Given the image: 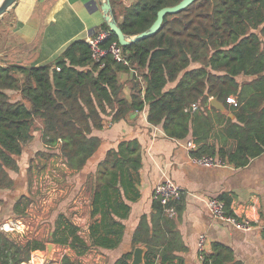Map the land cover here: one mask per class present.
Masks as SVG:
<instances>
[{
  "label": "trees",
  "instance_id": "trees-1",
  "mask_svg": "<svg viewBox=\"0 0 264 264\" xmlns=\"http://www.w3.org/2000/svg\"><path fill=\"white\" fill-rule=\"evenodd\" d=\"M179 1L110 3L123 33L134 35L153 23L159 9ZM101 29L109 27L103 22ZM112 42L118 41L110 32L103 45ZM122 49L127 63L116 61L110 54L95 62L88 43L77 39L51 63H0V190L14 187L18 158L32 140L38 138L46 151H58L67 169L78 172L97 150L100 139L93 131L104 126L106 117L118 121L129 111H141L145 106L147 121L161 125L166 135L177 139L192 133L198 143L219 125V132L232 138L235 145L230 150H218V155L235 167L245 166L264 153V0H195L178 13L166 14L156 33ZM132 70L142 83L133 74L132 93L127 100L120 95L117 74ZM9 91H17L20 98L13 100ZM230 96L236 105L227 102ZM210 97L222 102L233 117L210 106L216 113L213 122L208 110ZM192 104L197 105L193 111ZM193 153L214 155L215 149L203 144ZM37 154L48 155L41 150ZM140 164L136 140H124L108 149L97 163L91 183V215L99 219L88 226L90 243L61 212L54 220L51 241L68 246L77 255L91 248H115L123 224L112 214L124 218L126 208L119 204L124 211L118 210L109 190L115 191L117 183L128 185L123 172ZM219 198L229 211L230 198L224 194ZM13 203V212L19 213L28 202L22 196ZM153 206L155 218L161 217L171 239L163 236L158 242L160 235L149 229L143 216L133 233L132 245L145 244L143 264H173L177 257L171 247H180L177 234L172 231L166 207L157 201ZM261 216L264 219V211ZM262 237L264 240V226ZM43 247L36 240L19 244L0 232V264H22L31 251ZM199 255L202 264H242L230 248L221 245ZM130 256L131 252L125 253L114 264H129ZM59 264L79 263L64 255Z\"/></svg>",
  "mask_w": 264,
  "mask_h": 264
},
{
  "label": "crops",
  "instance_id": "crops-1",
  "mask_svg": "<svg viewBox=\"0 0 264 264\" xmlns=\"http://www.w3.org/2000/svg\"><path fill=\"white\" fill-rule=\"evenodd\" d=\"M9 15V29L13 34L11 50L17 54L19 63L28 66L53 62L70 42L77 39L86 41L88 37L101 29L103 23L99 0H18L10 9ZM44 49L45 52H43ZM117 76L120 95L130 100L134 83L133 72H119ZM210 106H212L211 103L208 110L214 122L216 113ZM223 107L227 114L224 113L225 110L221 111L215 107L214 109L225 116L233 117L224 104ZM146 116L147 107L145 106L141 111H129L118 121L111 122L110 118L106 117L104 126L93 131V134L100 139V143L88 161H91L89 173L88 169L85 170L86 176L81 187L85 188L87 193H80L75 201V210L81 214V219L86 223L84 232L86 236H82L88 244L90 243L87 238L88 226L99 219L98 215H91V183L97 163L103 159L108 149L116 147L119 142L136 140L139 145L141 164L137 169L127 168L123 172V179L126 178L128 185L117 183L115 191L112 188L109 190V195L112 194L111 198L118 210L124 211L119 208V204L126 208L124 218L112 214L123 224L118 245L113 249L91 248L85 254L91 250L107 255L113 253L112 262L115 263L120 256L131 252L130 258L127 259V263H130L134 248L138 245L145 248L143 243L132 245L133 233L143 216L146 218L149 229L160 235L157 237L158 242H161L163 236L171 239V233L166 230L165 225H162L161 217L155 218L156 210L153 206L154 186L160 181L169 179L182 191L181 197L170 205L173 208V216H167L172 221V231L177 234L176 240L180 245L178 248L174 245L171 247L173 254L180 258V260L175 258L172 261L173 264H202L198 249L200 235L204 236V252H211L214 245H221L230 248L242 264H264L262 237L264 219L261 216L264 211V153L242 167H235L229 163L224 166H201L192 162L190 155L194 154L193 152L200 148V145L206 144L214 147V155L219 156L218 149L211 143L215 130L218 132L214 136L216 141L224 139L234 143L232 147L235 145L232 138L219 132V125H215L209 130L206 138L197 143L193 140L192 133L184 139L166 135L161 125L150 124ZM205 128L208 129L209 126ZM188 141L194 144L193 152L185 147ZM31 148L32 150H28V160L34 157L33 151L35 152L37 148L44 150L38 138L36 146ZM21 181L24 179L16 177L14 187L17 184L22 187L25 182ZM8 192L10 190H1L0 200H5L3 197H7L10 201L14 199L13 203L24 195L22 193L19 197L17 193L9 194ZM223 194L230 198L229 211L249 220L252 225L250 230L237 229L211 216L205 205L206 199L219 198ZM14 217L17 216L14 215ZM35 219L39 220L40 217ZM17 223L21 226L15 223V228H11L10 231L12 237L25 235L21 228L25 223L21 220ZM74 225L79 228L80 234V225L76 223ZM34 240L38 241L36 238ZM39 249L43 248L31 251L30 255L39 253ZM69 250L76 256H82L77 255L71 248Z\"/></svg>",
  "mask_w": 264,
  "mask_h": 264
},
{
  "label": "rangeland",
  "instance_id": "rangeland-1",
  "mask_svg": "<svg viewBox=\"0 0 264 264\" xmlns=\"http://www.w3.org/2000/svg\"><path fill=\"white\" fill-rule=\"evenodd\" d=\"M9 13L3 14L0 19V63L22 64L19 63L20 61H17L19 58L10 47L13 34L9 29ZM7 45L9 46L7 47ZM43 52H45V49ZM9 94L13 100L20 98L17 91H9ZM224 113L227 114L228 112L225 110ZM37 127L39 129L38 124ZM217 133L216 130L213 132V137L211 138L212 145L218 150L232 149L234 143H230L224 139L222 141L214 139ZM36 144L37 138L26 145L24 153L18 158L19 171L14 175V181L16 177H20L24 179L21 182L25 183L22 187L20 184H17L8 192L9 194L12 192L17 193L19 197L24 193L23 197L26 198L28 203L23 211L19 210V213H14L12 207L14 199L10 201L7 197H3L5 200H0V232L19 244H25L27 241L34 240L35 238L43 244V249H39L40 252L37 254L30 255L24 264H59L64 255L70 256L79 264H114L112 262L113 253L107 255L100 251L91 250L87 254L76 256L67 246L51 241L50 233L53 229V223L60 212L66 214L73 223L79 224L80 234L84 237L86 236L84 233L86 223L81 219V214L75 210V201L80 193H87L86 189H83L81 186L86 176L85 170L88 169L89 173L91 169V161L86 164L83 168L84 170L78 172L71 171L65 166L63 158L58 151L41 150L48 153V155H36V152L40 148H37L35 152L33 151V159L28 160V150H32L31 147L36 146ZM26 164L28 166H25ZM14 215L17 217H14ZM38 216L40 219L36 220L35 218ZM18 220L25 223L21 227L25 235L12 237L10 235L11 228H15V223L18 224ZM18 225L19 227L21 226V224ZM136 247L143 246L138 245ZM34 257L38 259L35 261V258V262H33Z\"/></svg>",
  "mask_w": 264,
  "mask_h": 264
},
{
  "label": "built area",
  "instance_id": "built-area-1",
  "mask_svg": "<svg viewBox=\"0 0 264 264\" xmlns=\"http://www.w3.org/2000/svg\"><path fill=\"white\" fill-rule=\"evenodd\" d=\"M110 31L107 29H100L93 36L86 39L91 51V57L93 61L100 62L101 59L110 54L116 61L127 63L123 56L122 46L118 42H112L108 46H104L103 42L109 36ZM133 74L137 76L140 83L141 78L137 75L135 70H132ZM227 102L229 104L236 105V101L233 96L228 97ZM197 108L196 104H192L190 110ZM185 147L192 151L194 144L188 141ZM190 160L198 165L206 167L224 166L227 162L219 156L202 154V155H190ZM182 191L178 185L169 179H165L157 183L153 188V199L159 202L163 207H166V214L170 217L173 216V208L168 207L170 202H173L181 197ZM205 205L212 217L219 219L220 221L227 222L233 225L237 229L250 230L252 225L249 220L238 217L235 213L227 211L225 202L219 198L210 197L206 199ZM204 236L200 235L198 238L199 252H203L204 248Z\"/></svg>",
  "mask_w": 264,
  "mask_h": 264
},
{
  "label": "water",
  "instance_id": "water-1",
  "mask_svg": "<svg viewBox=\"0 0 264 264\" xmlns=\"http://www.w3.org/2000/svg\"><path fill=\"white\" fill-rule=\"evenodd\" d=\"M18 0H0V19L3 14L10 12V9L17 3ZM195 0H180L178 3L165 6L159 9L156 13V18L153 23L144 31H141L134 35H127L123 33L119 27L111 7L110 0H99L100 9L102 12L103 22L107 24L110 32L114 33L117 37V41L121 46H126L137 40L147 38L158 31L166 14H174L182 11L189 6ZM210 103L221 111L224 110L223 103L220 102L216 97L210 99ZM144 247H135L132 253L131 262L129 264H143L144 258Z\"/></svg>",
  "mask_w": 264,
  "mask_h": 264
},
{
  "label": "bare ground",
  "instance_id": "bare-ground-1",
  "mask_svg": "<svg viewBox=\"0 0 264 264\" xmlns=\"http://www.w3.org/2000/svg\"><path fill=\"white\" fill-rule=\"evenodd\" d=\"M35 258H36V257H34V258H33V262H35V261H37V260H38L37 258H36V260H35ZM34 260H35V261H34Z\"/></svg>",
  "mask_w": 264,
  "mask_h": 264
}]
</instances>
